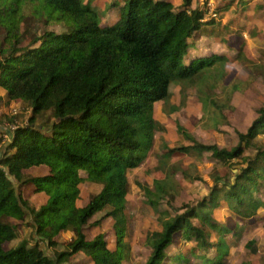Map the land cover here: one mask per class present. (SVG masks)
Here are the masks:
<instances>
[{"label":"trees","instance_id":"obj_1","mask_svg":"<svg viewBox=\"0 0 264 264\" xmlns=\"http://www.w3.org/2000/svg\"><path fill=\"white\" fill-rule=\"evenodd\" d=\"M192 1L174 7L171 0H113L104 9H94V0H0V26L6 30L0 47V87L9 100L28 101L32 107L29 122L8 129L9 141L0 147V264H65L77 252L86 255L87 264H123L127 173L147 156L154 131L163 129L154 117L155 103L169 100L173 81L194 77L211 82L212 75L203 76L201 69L226 60L217 53L190 55L201 46L195 39L201 26L215 24L204 20L205 7L190 9ZM27 5L38 8L32 14L42 24L61 29H46L20 45L18 23ZM117 8V21L102 25L106 12ZM213 36L216 33H208L210 41ZM42 111L51 112L48 125L33 122ZM261 129L264 107L231 148L195 142L192 149L208 152L224 166L233 159L251 161L242 154ZM251 162L223 187L210 188L201 201L153 231L143 264H164L167 259L170 264L190 259L230 264L225 261L229 243L247 222L256 220L264 205L246 198L260 194L264 183V166ZM39 166L47 167L49 174L23 178V170ZM9 177L18 184H34L48 196L46 203L31 208ZM83 185L90 187L85 197ZM164 194L169 190L157 181L156 196L148 203L156 207ZM221 202L235 216L231 223L214 216ZM99 211L113 219L114 250L107 247L106 234L89 241L85 237L88 220ZM29 212L34 214V244L26 238L9 247L17 238L12 220L22 221ZM67 230H73L75 238L59 253L47 255L39 243L52 245ZM176 235L189 246L168 255ZM209 248L214 254H206Z\"/></svg>","mask_w":264,"mask_h":264},{"label":"rangeland","instance_id":"obj_2","mask_svg":"<svg viewBox=\"0 0 264 264\" xmlns=\"http://www.w3.org/2000/svg\"><path fill=\"white\" fill-rule=\"evenodd\" d=\"M87 1L83 0L85 3ZM171 1L174 7L182 3V0ZM112 2L113 0H94L91 7L104 9ZM224 5L229 7L219 10ZM34 7L27 5L25 14L18 23L17 32L22 46L27 45L36 34L46 29H61L42 24L32 14L38 9ZM204 7V20L213 19L215 24L201 26L202 32L196 33L195 36L201 46L192 50L190 55L217 53L224 55L226 60L215 68L201 69L203 76L212 75L211 82H201L194 77L173 81L170 84L169 100L160 101L154 107V117L163 129L154 131L152 147L147 156L137 168L127 173L128 189L124 199V212L128 224L127 232L122 238L123 264H143L150 253V248L146 245L149 235L160 230L169 217L183 212L186 206H193L201 201L210 188L215 185L223 187L224 182L234 174L240 173L251 161L254 166H264V156L261 152L264 151V129L254 137L252 147L243 151L242 155L251 156V161L233 159L229 166H224L211 159L208 152L197 154L196 150L192 149L195 142L231 148L236 145L239 134L247 131L259 116L260 109L264 107V0H193L190 5V9ZM213 13H216L215 17H212ZM117 18L118 8L108 10L101 24H114ZM5 31L0 26V47ZM209 32L216 33L211 41L208 39ZM213 81L214 87L209 90L208 84L211 85ZM199 89L204 92H199ZM206 94L210 97L207 98ZM31 115L32 107L28 101L9 100L6 91L0 87V147L9 141V136L5 134L8 129L29 122ZM52 119L50 111H42L33 122L48 125ZM179 127L184 132L179 130ZM170 149L172 153L166 157L165 154ZM48 170L42 167L25 169L23 178L46 175ZM216 177L222 180L216 181ZM9 178L31 208L37 210L42 205L44 197L35 192L34 185L23 186L12 177ZM157 181L169 190V194L160 197L158 204L153 208L148 203V198H155ZM92 187L91 190L96 191L95 186ZM89 190L90 187L83 185V197L88 195ZM246 198L250 201L256 199L264 204V183L260 194L252 192L247 194ZM214 216L223 223H231L235 219L223 202L214 211ZM255 218L254 222H247L232 238L226 262L264 264V205L257 210ZM12 221L17 224V238L8 246L12 247L26 238L33 245L31 236H35L34 214L29 212L24 220ZM192 221L196 224L195 219ZM98 231L103 234L110 231L112 238L116 239L113 219L105 216V211L95 213L88 220L84 230L86 239L90 240ZM109 237L108 235L105 239L109 247L114 249L115 243ZM74 238L75 232L68 230L61 233L52 245L43 242L39 245L47 255H55L65 249ZM182 243L181 238L176 235L175 244L168 248L167 254L173 255L184 249V246H189ZM206 254H214V248H209ZM170 263L169 259L164 261V264ZM65 264H87L86 256L79 252ZM183 264L200 262L190 259Z\"/></svg>","mask_w":264,"mask_h":264},{"label":"crops","instance_id":"obj_3","mask_svg":"<svg viewBox=\"0 0 264 264\" xmlns=\"http://www.w3.org/2000/svg\"><path fill=\"white\" fill-rule=\"evenodd\" d=\"M196 50H197V49H196ZM159 102H160V101L156 102L154 107H156V104H158ZM41 167H42V168H47V167H45V166H39V167H37V168H41ZM31 168H32V167H31ZM29 169H30V168H29ZM23 171H24V170H23ZM48 174H49V170H48V173H47L46 175L36 176V177H44V176H47ZM36 177H32V178H36ZM27 184H32V183H27ZM21 185L24 186V185H26V184H21ZM32 185H34V184H32ZM34 190H35V185H34ZM35 192H37V193L39 192L38 194H42V195H43V197H44V202L42 203V205L45 204L46 201H47L48 196H47L44 192H41V191H36V190H35ZM97 225H98V224H97ZM262 227H263V226H262ZM263 229H264V228H263ZM67 231H68V230H67ZM97 234H103V232H102V231H98ZM104 234H106V232H105ZM106 235H107V236L109 235V236H110L109 238L111 239V241L113 240L112 242L115 243V240H116V239H113V238H112V234H111L110 231H107V234H106ZM114 235H115V233H114ZM94 236H95V235H94ZM94 236H93L92 238H90V240H92V239L94 238ZM107 236H106V237H107ZM85 237H86V235H85ZM115 238H116V237H115ZM87 240H88V239H87ZM88 241H89V240H88ZM114 245H115V244H114ZM107 247H108L110 250H114V249H111V248L109 247V245H108V241H107ZM114 248H115V247H114ZM78 253H79V252H77L76 254H78ZM81 253H83V252H81ZM76 254H75V255H76ZM83 254H84V253H83ZM84 255H85V254H84ZM85 256H86V255H85ZM86 260H87V257H86Z\"/></svg>","mask_w":264,"mask_h":264},{"label":"built area","instance_id":"obj_4","mask_svg":"<svg viewBox=\"0 0 264 264\" xmlns=\"http://www.w3.org/2000/svg\"><path fill=\"white\" fill-rule=\"evenodd\" d=\"M213 14H214V15H213L212 17H215V14H216V13H213Z\"/></svg>","mask_w":264,"mask_h":264},{"label":"water","instance_id":"obj_5","mask_svg":"<svg viewBox=\"0 0 264 264\" xmlns=\"http://www.w3.org/2000/svg\"><path fill=\"white\" fill-rule=\"evenodd\" d=\"M1 155V154H0Z\"/></svg>","mask_w":264,"mask_h":264}]
</instances>
